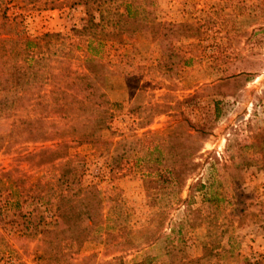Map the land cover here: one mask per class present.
<instances>
[{"label":"rangeland","instance_id":"obj_1","mask_svg":"<svg viewBox=\"0 0 264 264\" xmlns=\"http://www.w3.org/2000/svg\"><path fill=\"white\" fill-rule=\"evenodd\" d=\"M71 3L73 0H0V18L16 16L28 35L61 33L83 46L74 31L86 24L87 10L83 5L69 9ZM116 5L109 13L104 10L109 5L101 4L105 19L98 31L115 29L106 25L117 19L113 14ZM132 10L139 24L129 21L121 36L102 37L95 44L111 72L106 78V92L113 104L109 129L100 137L112 143L123 137L128 146L133 143L135 147V139L145 132L161 136L172 132L180 121L179 111L193 124L210 128L198 160L201 165L197 177L187 182L180 197L187 198L189 187L198 178L218 193L228 189L215 213L217 226L209 235L204 219L210 212L199 191H193L188 203L168 209L167 217L180 225L183 255L188 258L202 256V246L207 242L228 249L217 264H264V0H137ZM158 24L163 28L154 34L157 29L152 27ZM184 24L187 26L170 37L173 53L154 36L169 35V25ZM153 105L161 110L170 108L146 124L147 108ZM11 121L0 117V136L7 134ZM50 145L18 143L4 148L0 151V176L17 169L13 179L31 177L24 184L27 188L34 178L53 174L51 168L30 170L22 161L24 154ZM93 151L90 146H82L69 153L85 157L89 164L82 177L84 184H97L109 199L117 197L116 214L110 218L118 219L126 238L142 249L161 232L169 233L168 222L162 230L159 228L154 215L157 210L149 205L134 158L111 166L109 152L100 156ZM240 157L252 162L243 184L231 190L220 177L226 175L222 165L230 166ZM4 180L7 188L8 181ZM16 214L12 209L0 226V264H35L37 237L15 231L20 229ZM220 224L223 226L219 228ZM159 251L151 254L157 257ZM90 254H96L99 262L118 255L105 253L104 247L94 242L86 243L81 253ZM141 255L134 252L125 260Z\"/></svg>","mask_w":264,"mask_h":264},{"label":"trees","instance_id":"obj_2","mask_svg":"<svg viewBox=\"0 0 264 264\" xmlns=\"http://www.w3.org/2000/svg\"><path fill=\"white\" fill-rule=\"evenodd\" d=\"M136 2L73 0L69 9L83 5L88 14L86 24L74 31L85 43L83 46L61 33L28 35L16 16L0 18V117L12 120L7 134L0 136V151L18 143H51L24 154L22 161L30 170L51 168L53 174L34 178L27 188L24 184L31 177L23 175L22 179H13L12 174L19 172L17 169L0 176V226L13 209L20 219L16 225L20 229L14 230L37 237L35 264H217L228 251L226 245L206 242L202 256L186 257L180 225L171 223L167 217L168 209L188 203L193 191H199L210 212L204 219L208 234L217 226L215 213L220 210L228 189L218 193L198 178L189 187L187 198L180 197L187 182L197 177L201 165L198 160L203 156V143L211 134L210 128L193 124L179 111L180 121L172 132L163 136L145 132L142 138L135 139V147L133 143L128 146L123 137L115 143L100 137L101 132L109 129L113 104L106 92V78L111 72L97 54L95 44L102 37L114 38L124 33L129 21L139 24L132 13ZM103 3L109 5L104 9L109 13L113 4H117L113 11L115 23L106 25L115 27L113 31L97 30L102 29L101 22L105 19ZM161 26L152 27L157 29L154 34ZM186 26L169 25V35L154 36L173 53L170 37ZM159 108L158 105L147 108L146 124L170 107ZM82 146L92 147L100 156L109 152L111 166L134 158L149 205L157 210L154 215L159 220V228L162 230L168 222L169 233L161 232L142 249L126 238L127 233L120 230L118 219L110 218L116 214L117 197L109 199L97 184L86 185L82 181L89 164L85 157L69 153L70 149ZM251 162L240 157L230 166L222 165L226 175H221V179L229 183L231 190H237ZM2 179L8 181L7 188ZM230 241L228 236V248ZM90 242L102 245L105 253L111 251L112 255H118L101 262L96 254L81 255L84 245ZM155 249L160 250L157 257L151 254ZM134 252L142 255L126 261Z\"/></svg>","mask_w":264,"mask_h":264}]
</instances>
